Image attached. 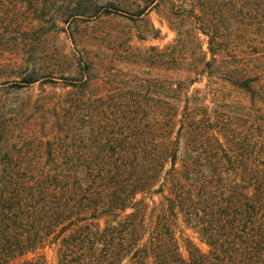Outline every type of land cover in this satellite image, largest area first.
<instances>
[{
    "label": "trees",
    "instance_id": "obj_1",
    "mask_svg": "<svg viewBox=\"0 0 264 264\" xmlns=\"http://www.w3.org/2000/svg\"><path fill=\"white\" fill-rule=\"evenodd\" d=\"M105 5L0 0L11 86L49 87L0 117V264H264V0H184L169 41L132 48L150 77L128 90L83 48L57 72L7 40Z\"/></svg>",
    "mask_w": 264,
    "mask_h": 264
},
{
    "label": "rangeland",
    "instance_id": "obj_2",
    "mask_svg": "<svg viewBox=\"0 0 264 264\" xmlns=\"http://www.w3.org/2000/svg\"><path fill=\"white\" fill-rule=\"evenodd\" d=\"M118 2L122 7L111 8L106 4L98 8L97 13L67 16L63 22L53 24L47 22L41 27L30 29L23 25L11 27L12 37L7 40L9 44L14 42L17 48L24 50L22 58L59 64L60 66L53 67L57 72L62 68L65 72L72 73L74 60H78V65L82 66L83 59L77 58L75 49L83 48L82 54L86 51L94 62V78H100L105 86L128 90L137 84L140 78L150 77L148 62L130 63L132 48L145 47L149 44L160 46L169 41L173 36V31L168 27L169 20L180 12V4L184 0H151L140 14H137V10L146 0H118ZM56 7L55 4L57 12ZM149 24L159 28L157 37L144 35ZM199 36L204 40L202 34ZM8 46L10 45L7 44ZM202 48H205L204 42ZM2 53L0 52V55ZM13 55L8 47L0 56V117L4 118L10 116L8 113L10 104L33 98L49 89L37 83L19 89L11 86V82L18 79L23 71L18 66L20 54L18 57ZM55 90L59 89L55 88ZM108 100L109 98L105 99ZM45 255L48 262L53 264L52 252L46 250Z\"/></svg>",
    "mask_w": 264,
    "mask_h": 264
}]
</instances>
